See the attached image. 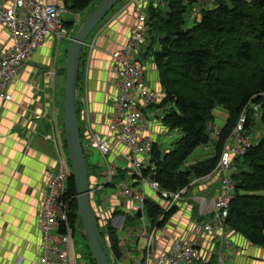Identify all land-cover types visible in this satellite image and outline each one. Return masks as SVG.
Here are the masks:
<instances>
[{
  "label": "crops",
  "instance_id": "0c3cea01",
  "mask_svg": "<svg viewBox=\"0 0 264 264\" xmlns=\"http://www.w3.org/2000/svg\"><path fill=\"white\" fill-rule=\"evenodd\" d=\"M47 1L63 5V0ZM217 1L206 0L194 4L186 14L188 25L200 20L201 9L211 8ZM134 22L135 15L132 9L124 11L120 7L108 24L100 25L99 29L92 31L93 34L90 33L91 37L86 42L92 43L96 37L93 48L91 50L82 48L84 50L80 77L82 95L78 103L76 93L77 119L82 136L89 129L103 135L107 134V126L112 118L114 101L118 94L117 78L111 71V52L125 44ZM57 43L55 40H49L42 49L35 52L23 66L17 79L9 85L10 100L0 99V264H35L37 260L39 208L46 172L54 165L56 157L52 134L56 136L62 153L65 147L62 120L65 59L59 60L62 53L57 54L59 51ZM9 44V31L0 25V52ZM146 51L147 48H140L138 51L140 58L137 57L144 65V79L154 90L163 93L152 57ZM59 62L60 64H57ZM51 69H55L56 74L50 80L47 72ZM152 106L156 107L153 116L148 110ZM149 107L145 109L148 118L161 114L159 119H150L155 133V143L161 150H168L173 143L170 138L180 134L176 130L169 131L162 124L161 118L165 112L163 107L156 105ZM212 114L213 119L209 124L210 140L189 154L184 162V168L214 156V142L217 138L214 133L225 125L228 114L221 106H216ZM253 115L259 119L257 113L251 116ZM249 128L251 126L246 128V134ZM172 132L175 134H170ZM252 133L251 136L258 137L259 140L263 130ZM119 148L121 152H126L123 146ZM90 152L86 150L84 154L90 156ZM114 163L116 170L122 175L127 171L126 160L114 155ZM88 166L87 168L93 171L89 176L90 184L99 181L103 172L94 171L100 168L99 163L93 161ZM218 178L217 174L209 175L188 187L184 199L193 205L191 219H170L167 225L160 229L158 246L160 248L165 246L169 236L173 235L181 240L197 241V262L264 264V247L251 245L242 235L230 233L225 228L228 240L225 243L226 249L221 248L218 252L217 238H221L220 231L201 232L202 224L210 219L211 213H200L197 198L204 197L209 200L216 198L221 193ZM99 197L102 201L94 202L98 208H102L106 218L112 214L121 215L124 210L127 213L133 208L131 201L122 200L115 194L114 188L109 186L100 190ZM120 236L121 234L119 247L124 243ZM119 253V256L113 254L115 260L121 264L126 263L131 252L125 247L123 251L119 248Z\"/></svg>",
  "mask_w": 264,
  "mask_h": 264
},
{
  "label": "built area",
  "instance_id": "2783aa9c",
  "mask_svg": "<svg viewBox=\"0 0 264 264\" xmlns=\"http://www.w3.org/2000/svg\"><path fill=\"white\" fill-rule=\"evenodd\" d=\"M159 3L160 0H125L122 4V10L132 9L135 22L125 44L111 52V71L117 78L118 88L112 118L108 123L106 135L89 129L84 136H81V142L83 152L97 150L106 167L102 178L90 184L92 210L99 228L102 226L105 230L106 221L110 218L111 225L116 228L117 234L118 232L121 234L122 241L130 239L131 244L137 247L138 240H142V244L138 247L139 255L137 253L134 256L130 255L124 264H196L194 263L198 257L196 240H181L171 235L165 246L160 248L157 243L160 229L172 218L191 219L193 205L184 199L188 187L206 176L217 174L221 193L211 200L204 197L197 198L200 213H211L210 219L202 224L201 232L220 231L221 239L225 243L228 242L225 235L227 228L225 219L234 191V181L231 177L234 170L233 163L254 143L246 134V123L250 111L252 114L260 115V106L248 103L241 110L233 130L224 141L215 168L208 175L195 177L188 186L169 191L160 188L156 181H151L144 174L155 143L152 122L147 117L145 109L158 104L164 93L154 90L145 81L144 65L136 57V53L146 43L148 30L146 10L150 4ZM77 20L76 11L47 0H0V25L4 26L10 35L9 46L0 52V99L10 100L9 85L17 79L31 56L42 49L47 41L59 42L63 39L71 41L73 37L70 35V27L66 24L73 26ZM93 41L92 43L85 41L83 47L91 50ZM55 74L56 70L51 69L47 72V77L51 80ZM261 96L264 97V91ZM217 134L218 132H215L214 136L217 137ZM52 135L56 157L54 165L47 169L42 192L38 216V255L35 264H74L71 242L73 229L69 223L72 208L70 200L66 198L69 168L58 147L56 136ZM119 146H123L126 152H121ZM114 155L126 160L131 178L129 183L127 181H120L116 185L112 183L117 174ZM135 185L139 187L135 189ZM105 186H112L117 196L133 203L134 215L143 223L142 231L133 232L131 229H124L123 221L126 218L119 215L108 218L104 216L102 208L95 205L94 193ZM150 198L161 206L164 214L170 210H173V214L163 226L159 227L155 224V227L148 232L145 225L147 214L145 201ZM164 214L159 215L157 222L164 218ZM121 218L122 222H120ZM118 229L120 231H117ZM103 238L109 253L114 254L110 248L108 234L105 233ZM119 248L120 251L125 249L123 245ZM205 263L206 261L197 264Z\"/></svg>",
  "mask_w": 264,
  "mask_h": 264
},
{
  "label": "trees",
  "instance_id": "16d2710c",
  "mask_svg": "<svg viewBox=\"0 0 264 264\" xmlns=\"http://www.w3.org/2000/svg\"><path fill=\"white\" fill-rule=\"evenodd\" d=\"M97 1L63 0V6L77 11L89 5L94 7ZM203 1L206 0H160L146 10V52L152 57L164 93L155 105L165 111L162 124L180 135L168 150H161L154 143L144 174L155 173L160 188L169 191L188 186L193 178L213 171L224 141L248 103L260 106L259 119L264 127V97L261 96L264 91V0H218L213 7L201 9L200 20L188 25L186 14L194 4ZM79 79L80 71L78 83ZM216 106L223 107L228 118L218 131L214 156L184 168L189 154L210 140L209 124ZM248 114L246 128L253 121L251 111ZM233 164L234 191L225 219L226 227L242 235L251 245L264 247V194H258L264 191V130L259 140ZM87 174L89 177L88 168ZM66 198L70 200L69 223L74 229L76 189L70 168ZM145 209L152 224L159 227L173 214V210L164 214L161 206L151 198L146 199ZM161 214L164 218L157 222ZM106 223L101 235L108 234L110 248L119 256L116 228L111 225L110 218ZM106 251L108 255L107 246ZM91 261L94 264L92 258Z\"/></svg>",
  "mask_w": 264,
  "mask_h": 264
},
{
  "label": "water",
  "instance_id": "95a60500",
  "mask_svg": "<svg viewBox=\"0 0 264 264\" xmlns=\"http://www.w3.org/2000/svg\"><path fill=\"white\" fill-rule=\"evenodd\" d=\"M118 1L100 0L93 7L71 39L64 65L63 134L76 189L77 229H80L79 225H81L80 230L87 241L95 264L110 263L106 243L91 205L89 177L77 119L76 92L81 52L86 38ZM148 178L155 181V173L149 174Z\"/></svg>",
  "mask_w": 264,
  "mask_h": 264
},
{
  "label": "rangeland",
  "instance_id": "374dc122",
  "mask_svg": "<svg viewBox=\"0 0 264 264\" xmlns=\"http://www.w3.org/2000/svg\"><path fill=\"white\" fill-rule=\"evenodd\" d=\"M99 1L100 0H98L96 2V4ZM124 2H125V0H119L112 7V9L106 14V16H104V18L97 24V27H96V29L94 31L99 29V27H101L102 25L104 26V25L108 24L109 21L112 19L114 13L120 9V7L122 6V4ZM92 9H93V5H89L88 7H86L83 10H78L77 9L76 13H78V20H77L75 25L70 26V28H69L70 35L72 37L75 35L76 31L81 26L83 20L88 16V14L91 12ZM90 37H91V34L88 35V37L86 38V41H88L90 39ZM146 37H147V34H146ZM57 44H59L58 47H59V51H60V52L57 51V54L62 53V56L59 57V60L66 59V51H67V48H68L70 42L65 40V39H63L60 42H58ZM147 44H148V42L143 44L140 48H146ZM83 48L85 49L86 47L84 46ZM83 57H84V50L82 49L80 66H79L80 67L79 68L80 77H81V73H82L81 70L83 69V66H82ZM136 57L140 58V52L136 53ZM57 64H60V62L57 63ZM64 65H65V60H64ZM81 86H82V82H81V78H80L78 86H77V92H76L77 93V103H78L79 98L82 95V92H81L82 91L81 90L82 87ZM148 110L151 113H153V114H151L152 116L155 115V113H156V107L155 106L149 107ZM160 115H158L157 117H151L150 119L151 120L159 119L161 117ZM252 118H253V121H252L251 128H249V130H248V134L250 136L251 141L252 142H256V141H258V139H257L258 137L251 136V133L252 132H257V131H260V130L262 131V130H264V127H263L260 119H256L254 115L252 116ZM170 134H175V132H172ZM252 135H254V134L252 133ZM177 139H178V136H173V137L170 138V141L174 142ZM253 140H255V141H253ZM90 151H91L90 152V156L84 154L86 162L88 164L93 162V161L98 162L99 165H100V168H97L94 171L96 173H100V171L103 172L106 169V167L103 164L102 156L100 155V153L97 150H90ZM66 152H67V149H66V147H64L63 148V155H64V158H65L64 160H65V163H66L67 167L70 168V166L68 165V155H67ZM88 164H87V166H88ZM88 172L91 173L93 171L91 170V168H88ZM119 173L120 172L117 171V174L113 178L112 183L114 185L118 184L120 181H127V182L129 181L130 182L131 178L129 177V170L128 169H127L126 172L123 173V175L121 173L120 174ZM109 187L113 188L112 186H109ZM134 187H135V189H137L139 186L135 185ZM99 193H100V190H97L94 193V201L97 202V203H100V201H102V200H100ZM258 194H264V191H260ZM125 212H126V210H124L123 213L121 215H119L121 217L126 218L125 221H123L122 218L120 219V222L123 221L124 229H131L133 232L142 231L143 230V223H142V221H141V219L139 217L134 215V211L132 209H130L129 212H127V213H125ZM145 221H146L145 225H147L146 230L148 232H150L153 229V227H155V223L154 224H150V223H152V220L147 216V214H146V220ZM100 231L103 232V233L105 232V230H104V228L102 226H100ZM117 231H120V230L118 229ZM228 232H230V231L228 230ZM230 233H233V232L231 231ZM118 234H119V232H118ZM217 241H218V243H217V251L219 252L221 248H222V250H225L226 249L225 242L221 238H217ZM71 242H72V247H73L74 264H93V262L91 261L92 255H91L89 246L87 244V241L83 237V234H82L81 230L77 229V227H75L73 229V235L71 237ZM141 244H142V240H138V245L136 247L135 245L131 244V240L130 239H128L126 242L124 241V243H123V245L126 247L128 252H131L132 256H134L136 253H137V255H139L138 247ZM108 258H109L111 264H121L120 262H118V260H115V256L113 254L109 253V252H108ZM194 263H198L196 261V259L194 260Z\"/></svg>",
  "mask_w": 264,
  "mask_h": 264
}]
</instances>
